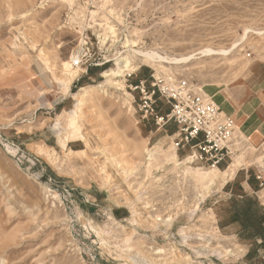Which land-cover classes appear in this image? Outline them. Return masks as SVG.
<instances>
[{"label":"rangeland","instance_id":"1","mask_svg":"<svg viewBox=\"0 0 264 264\" xmlns=\"http://www.w3.org/2000/svg\"><path fill=\"white\" fill-rule=\"evenodd\" d=\"M208 47L228 53L197 54ZM150 50L196 56L153 65L139 54ZM78 56L66 93L55 76ZM148 75L212 99L239 94L264 76V0H0V264H264L226 224L220 178L205 177L227 165L178 145L175 122L143 116L134 82ZM82 85H94L84 135L64 147L62 111ZM231 139L227 163L264 176V139L237 128Z\"/></svg>","mask_w":264,"mask_h":264},{"label":"built area","instance_id":"2","mask_svg":"<svg viewBox=\"0 0 264 264\" xmlns=\"http://www.w3.org/2000/svg\"><path fill=\"white\" fill-rule=\"evenodd\" d=\"M75 66L82 65L81 57L73 60ZM135 88L140 90V109L143 116L155 119V123L164 126L173 121L178 125L181 135L178 145H193L197 147V158L209 159L214 163H227V157L233 153L232 135L236 129L235 121L226 115L220 106L210 96L202 93H191L182 82L178 87L162 82L152 75L151 88L145 81H140ZM155 95L171 105V111L158 115L154 103ZM264 186V176L258 175Z\"/></svg>","mask_w":264,"mask_h":264},{"label":"bare ground","instance_id":"3","mask_svg":"<svg viewBox=\"0 0 264 264\" xmlns=\"http://www.w3.org/2000/svg\"><path fill=\"white\" fill-rule=\"evenodd\" d=\"M77 14V13H76ZM81 15V14H79ZM79 23V22H78ZM79 25V24H78ZM127 41V40H126ZM135 42V41H134ZM133 43V42H132ZM236 43V42H235ZM235 45V44H234ZM233 47V46H232ZM236 47V45H235ZM133 49V48H132ZM136 51V50H135ZM228 50H218L213 49V48H205L203 50H201L199 53L197 54H201V56H214V55H223V54H227ZM26 54V53H25ZM139 54L141 56H143L145 58V61H148L149 63L153 64V65H157V64H161V63H183V62H188L190 61L192 58H194L196 56L195 54H191L188 56H182V57H166L163 56L162 54L156 52V51H139ZM128 56V55H127ZM23 57V56H22ZM127 60V58H125ZM47 60V59H46ZM74 60V58L72 59V61ZM125 61V60H124ZM11 62V61H10ZM128 64V63H127ZM45 65V64H44ZM126 65V64H125ZM134 65V64H133ZM132 66V65H131ZM138 66V65H137ZM63 68H61V76L56 75V81L58 80V83L61 84L62 89L66 92V93H70V89H71V85L74 82L75 78L79 75L80 71H82V68L79 67H74L73 63H71V61H66L64 62ZM127 67V66H126ZM125 68V67H124ZM6 69V68H5ZM137 68H135L134 70H136ZM114 70V69H113ZM104 71L102 74L106 77H110L109 80H111L112 78H114L115 74H117L118 72L116 71ZM117 70V69H116ZM122 71V70H121ZM85 72V71H84ZM121 72H119L120 74ZM122 74V73H121ZM100 84V83H99ZM122 84V83H121ZM94 85H82L79 87V90L76 92H71L72 98H74L76 100V104L75 107L73 105L74 108H72L70 111H66L63 110L62 113L68 115L67 116V120H66V128L70 130L71 133V137L72 138H67L64 140V147H66L68 145V143L70 141H77L79 139V137H81L82 131H81V124H80V113H83V105L84 103H86L88 100H92L93 98L92 93H93V87ZM118 86V85H117ZM129 101V100H128ZM61 113V112H60ZM61 113V114H62ZM63 124V123H62ZM84 139V138H82ZM90 144V142H89ZM88 146V145H87ZM253 147V146H252ZM104 148V147H103ZM105 151V150H104ZM85 153V150H74L71 149L68 155H72L74 153ZM88 154V152H86ZM177 154V153H176ZM112 155V154H111ZM175 157V156H174ZM109 158V156H108ZM263 156H259L257 158V160H262ZM94 160V159H92ZM85 161V160H84ZM83 161V162H84ZM118 161V160H117ZM180 161V160H179ZM104 162V161H103ZM86 163V162H84ZM96 163V162H95ZM241 160L240 159H234L233 161H231L225 168L221 169L219 167H214V172L209 173V175L205 176L208 180V182L210 183H214L217 180H219L220 178V182L224 185L226 182H228L230 179H232L235 174L236 171L238 170V166L240 165ZM98 167V165H97ZM80 169V168H78ZM105 169V168H104ZM130 170V169H129ZM132 170V169H131ZM98 171V170H97ZM208 174V173H206ZM56 195V194H55ZM128 238V237H127ZM126 239V238H125ZM230 249V248H229ZM158 251V250H156ZM155 251V252H156ZM161 251V250H160ZM227 252V251H226Z\"/></svg>","mask_w":264,"mask_h":264},{"label":"crops","instance_id":"4","mask_svg":"<svg viewBox=\"0 0 264 264\" xmlns=\"http://www.w3.org/2000/svg\"><path fill=\"white\" fill-rule=\"evenodd\" d=\"M215 94V102L225 111L227 114L232 115L237 123L236 128L243 134H245L249 141H253L254 145H258L264 139V76L259 77L254 80L250 85L245 87V90L240 91L239 94H234L228 90L218 89L213 91ZM226 166V162H223ZM250 168H242L236 171L235 176L226 182H234L239 176L240 185L243 190L251 195L259 197V189H257L258 181L253 178L252 183L250 179ZM254 173H257L254 171ZM240 174V175H239ZM229 196L231 195L230 192ZM260 201V200H259ZM263 205L264 203L260 201ZM264 206V205H263ZM217 225L220 226L217 220ZM227 225H236L238 230L236 235H238L239 224L231 223Z\"/></svg>","mask_w":264,"mask_h":264},{"label":"trees","instance_id":"5","mask_svg":"<svg viewBox=\"0 0 264 264\" xmlns=\"http://www.w3.org/2000/svg\"><path fill=\"white\" fill-rule=\"evenodd\" d=\"M140 81H145L147 88H151V75L139 79L134 84L138 85ZM155 99L154 107L158 115L165 116L171 111V105L165 111L161 109L159 102L165 101L164 99L159 98L158 95H155ZM152 120L155 122L154 118ZM175 124L178 126L177 123ZM176 131L177 128L172 133ZM249 173V181L252 183V179L255 178L258 181L257 189L261 188L262 185L261 180L258 178V173H254L252 169H249ZM239 179L238 176L234 182H229L224 187L225 191L231 193L228 198L229 217L226 224L238 223L240 226L238 235L242 238L250 239L253 242L252 244L255 243L258 247L264 249V206L260 203L257 196L248 194L243 190ZM224 225L220 223V227ZM249 255L250 253H247V256Z\"/></svg>","mask_w":264,"mask_h":264}]
</instances>
